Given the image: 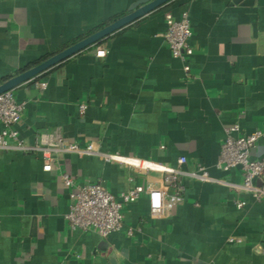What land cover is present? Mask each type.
<instances>
[{
    "label": "crops",
    "instance_id": "crops-1",
    "mask_svg": "<svg viewBox=\"0 0 264 264\" xmlns=\"http://www.w3.org/2000/svg\"><path fill=\"white\" fill-rule=\"evenodd\" d=\"M136 1L0 0V83ZM233 1H173L11 91L24 104L16 129L27 146L45 147L56 132L80 146L173 168L184 157L182 171L202 165L217 181L187 180L184 201L159 219L149 217L141 196L125 207L122 230L103 240L68 228L61 174L77 184L100 182L115 197L156 185L158 175L59 152L44 171L40 151H3L0 264H264V201L223 183L240 184L238 170L215 168L226 127L252 133L264 123V0ZM165 12L188 15L189 78L163 39ZM96 47L106 49L104 58L93 55ZM250 155L264 159V138Z\"/></svg>",
    "mask_w": 264,
    "mask_h": 264
},
{
    "label": "built area",
    "instance_id": "built-area-1",
    "mask_svg": "<svg viewBox=\"0 0 264 264\" xmlns=\"http://www.w3.org/2000/svg\"><path fill=\"white\" fill-rule=\"evenodd\" d=\"M164 23L163 39L173 58L182 63L185 77L189 78V60L193 56V48L190 45L192 30L188 15L183 12L179 19H175L170 12H165ZM106 54L107 51L103 47H96L93 50L96 58H104ZM39 86L43 89L45 84ZM23 109L24 104L16 101L11 91L0 95V153L9 150H18L23 153L40 151L48 160V163L43 166L44 171L51 170V163L54 160L51 152H59L75 154L80 158L100 156L106 163H117L145 174L158 175L159 183L156 185H149L146 188L134 186L115 197L107 192L100 182L77 184L67 174H61L60 180L69 190L70 202L64 219L72 231L95 232L101 239L106 240L113 233L122 230L125 207L136 202L141 196L146 197L149 217L159 219L184 201L187 180H196L201 183L217 181L209 176L202 165H198L192 172L182 171L181 167L186 164L184 157L179 158L177 167L173 168L150 160L104 153L95 150L91 143L80 146L75 142L66 141L56 132L47 136L45 147L39 144L27 146L20 140L16 129ZM85 109L86 105L81 104L79 114L82 115ZM263 138L264 123L259 130L252 133L243 132L238 124L226 127L215 162V168L219 171L238 170L241 177L240 184L223 183L235 191L250 195L252 200L258 203L264 201V159H253L250 151ZM131 181L132 179H129V182ZM237 206L240 207V204ZM128 234H131L130 230ZM227 241L237 245L243 243L242 238L239 237H229Z\"/></svg>",
    "mask_w": 264,
    "mask_h": 264
},
{
    "label": "water",
    "instance_id": "water-1",
    "mask_svg": "<svg viewBox=\"0 0 264 264\" xmlns=\"http://www.w3.org/2000/svg\"><path fill=\"white\" fill-rule=\"evenodd\" d=\"M172 1L174 0H137L128 8L125 15L119 17L110 24L94 31L88 36L76 41L75 43L67 46L66 48L50 56L49 58L1 82L0 95L6 92L13 91L22 84L39 77L51 68L83 52L89 47L95 44H99L115 32L161 9ZM239 1L240 0H234L233 3L236 4ZM252 1L253 0H247L245 2V5H251Z\"/></svg>",
    "mask_w": 264,
    "mask_h": 264
},
{
    "label": "trees",
    "instance_id": "trees-1",
    "mask_svg": "<svg viewBox=\"0 0 264 264\" xmlns=\"http://www.w3.org/2000/svg\"><path fill=\"white\" fill-rule=\"evenodd\" d=\"M174 1H176V0H174ZM172 2H173V1H172ZM170 3H171V2H170ZM108 24H110V23H105V24H103L101 27H104V26H106V25H108ZM92 33H93V32H92ZM88 35H89V34H88ZM88 35H87V36H88ZM85 37H86V36H85ZM82 38H84V37H82ZM82 38H80V39H82ZM80 39H78V40H80ZM78 40H76V41H78ZM76 41H75V42H76ZM75 42H73V43H75ZM73 43H72V44H73ZM96 45H98V44H95V45L89 47L88 49H91V48L95 47ZM88 49H86V50H88ZM45 59H47V58H46V57H45V58H42V59L39 60L37 63H39V62H41V61H43V60H45ZM37 63H36V64H37Z\"/></svg>",
    "mask_w": 264,
    "mask_h": 264
}]
</instances>
